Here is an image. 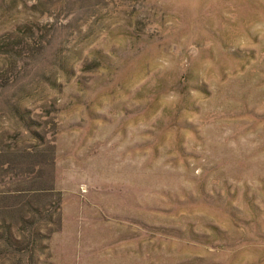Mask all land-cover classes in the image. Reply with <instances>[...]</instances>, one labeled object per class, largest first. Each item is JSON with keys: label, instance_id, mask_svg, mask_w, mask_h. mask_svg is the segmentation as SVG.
<instances>
[{"label": "rangeland", "instance_id": "obj_1", "mask_svg": "<svg viewBox=\"0 0 264 264\" xmlns=\"http://www.w3.org/2000/svg\"><path fill=\"white\" fill-rule=\"evenodd\" d=\"M0 264H264V0H0Z\"/></svg>", "mask_w": 264, "mask_h": 264}]
</instances>
